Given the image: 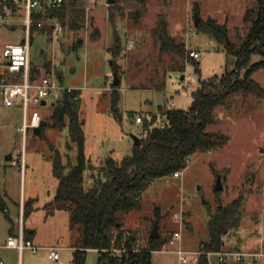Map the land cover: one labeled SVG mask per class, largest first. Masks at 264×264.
Instances as JSON below:
<instances>
[{
    "label": "rangeland",
    "instance_id": "1",
    "mask_svg": "<svg viewBox=\"0 0 264 264\" xmlns=\"http://www.w3.org/2000/svg\"><path fill=\"white\" fill-rule=\"evenodd\" d=\"M12 1L14 5L0 0V75L15 76L7 70L5 45L21 43L27 36L29 62L35 66L31 73L34 71L39 79L55 72L65 86L79 89L85 153L90 160L83 183L88 187L94 178L102 176L106 157L120 159L131 153L132 136L140 137L142 127L135 121L136 115L143 118L152 112L159 117L158 104L186 109L201 79L235 66L236 57L226 52L215 37L197 31L195 10L200 20L212 17L225 23L231 39L238 43L248 26L243 14L255 0H115L112 4L107 0H75L73 6L84 10L78 27L71 26L70 5L63 17L37 18L42 26H32L28 35L24 0ZM3 3L14 7L7 23L2 21ZM159 14L167 20L170 34L184 40L188 51H198L199 57L188 61L184 71H167L164 89L140 87L149 84L155 69L162 74L170 62L167 57L163 56L165 62L159 58L158 41L153 35ZM53 22L60 26L59 31H53ZM116 42L121 121L113 116L109 100L113 72L107 48ZM260 58L253 53L251 62ZM252 77L264 89V68L254 71ZM52 102L48 98L44 105H29L28 118L36 109L48 121ZM130 111L135 112L133 117ZM218 117L219 123L211 128L227 134V143L192 153L179 176L153 179L140 197V207L125 217L124 226L138 231L142 245H146L153 222L158 220L159 239L166 244L151 252L150 264H197L193 254L209 238L208 210L215 211L238 195H242L241 221L237 228L226 231L224 248L261 252L257 264H264V99L258 103L256 98L248 97L230 112L219 109ZM21 118V105L5 106L0 95V257L5 264H72L76 230L70 226L68 210L50 202L58 182L52 170L54 151L60 152L63 162L74 163L76 144L67 128L50 123L41 133L29 127L24 138L17 130ZM8 154L17 159L16 165L11 164ZM216 172L222 175L221 190L214 189ZM24 204L31 210L25 225L35 230L33 244L39 246L36 252L24 248L19 253L3 247L9 229L17 232ZM175 212H183V221L174 219ZM175 230H180L181 236L170 243L168 239ZM50 246L57 251L58 259L49 256ZM178 248L188 256L187 263L179 262ZM97 256L96 249H87L84 264H97Z\"/></svg>",
    "mask_w": 264,
    "mask_h": 264
},
{
    "label": "trees",
    "instance_id": "2",
    "mask_svg": "<svg viewBox=\"0 0 264 264\" xmlns=\"http://www.w3.org/2000/svg\"><path fill=\"white\" fill-rule=\"evenodd\" d=\"M9 1L14 5L12 0ZM74 1L59 8H49L44 15L63 17L72 5L71 26L78 27L84 10L73 6ZM195 12L198 13L197 10ZM243 21L248 25L246 33L242 41L236 43L231 39L225 23L212 17L199 19L197 31L215 37L226 52L236 57L235 66L219 75L201 79L192 91L188 108H169L158 104L159 117L152 112L144 115L140 142L133 143L131 153L120 159L106 157L101 166L102 176L94 178L91 186L85 187L83 183V174L90 160L85 153L79 89L64 90L56 98L58 101L53 105L46 125L50 123L59 129L67 128L68 136L77 148L74 163L63 162L60 152L54 151L52 170L58 182L50 202L68 210L70 226L76 230L72 264H84L86 251L90 248L98 252L97 264H150L151 252L163 246L165 241L159 239V234L156 238L148 236L146 245L140 243V248L136 250L138 231L124 226L126 215L140 207V197L153 179L182 171L188 164L189 156L196 151L216 149L227 143V134L211 128L219 123V109L230 112L246 102L248 97L256 98L258 103L264 99L263 87L252 77L254 71L264 68V0H255L246 8ZM168 26L167 20L159 14L153 35L158 41L159 58L165 62L163 56L167 57L170 62L162 74L155 69L149 77V84L140 87L164 89L167 71H184L186 63L195 60L189 55L185 41L172 36ZM75 45L79 46V43ZM107 50L111 55V70L119 78L120 65L114 59L119 54V45L116 42ZM253 53L261 58L251 62ZM119 87L120 82L117 85L112 82L109 100L113 116L121 121ZM129 114L133 117L135 112L130 111ZM158 122L163 126L159 127ZM42 129L43 125L34 128L36 133H41ZM241 207L242 195H238L215 211L208 210L209 238L200 243L199 250L224 248L226 231L240 224ZM30 211L24 204L23 217ZM24 232L26 237L31 236L28 229L24 228ZM207 261V255L201 254L197 264H206Z\"/></svg>",
    "mask_w": 264,
    "mask_h": 264
},
{
    "label": "built area",
    "instance_id": "3",
    "mask_svg": "<svg viewBox=\"0 0 264 264\" xmlns=\"http://www.w3.org/2000/svg\"><path fill=\"white\" fill-rule=\"evenodd\" d=\"M68 0H24L22 7L24 9V22L26 32L28 35L32 26H42V22L37 20L38 16H45V12L49 8H59L66 4ZM13 6L8 3L2 5V21L7 23L9 21V14L13 10ZM53 19L54 17H47ZM54 32L59 31L61 28L57 23L51 24ZM129 45H132L129 42ZM189 55L197 58L199 52L191 49ZM3 56L7 63V70L10 74L15 76L0 75V95L2 102L5 106L21 105L22 118L21 124L17 126L23 137L25 138L27 129L29 127L35 128L41 125L44 120L43 115L36 109L31 111L30 117L27 116V108L31 104H42V100L51 98L53 101L64 91H71L72 87L65 86L58 81L55 72H50L49 75H44L38 79L39 76L32 77L31 64L29 62V40L26 36L21 43H8L3 48ZM189 79L195 80V77ZM56 97V98H55ZM135 121L141 122L140 115L135 117ZM157 125L162 127V123L158 122ZM141 136L142 133H139ZM12 162L17 164V160L13 159ZM181 171H176L173 176H179ZM22 216L19 220L17 232L9 234L5 240L6 247L15 248L19 253L24 248L36 252L39 246L33 244V241L25 236ZM174 219L183 221V212L174 213ZM128 233V232H127ZM181 236L180 230H175L168 239L170 243H174ZM166 243L163 244V247ZM136 250L140 248V242L136 243ZM118 250V249H117ZM120 251V250H118ZM48 254L53 259H58L59 255L54 247L48 248ZM177 254L180 263H187L189 258L182 248L177 249ZM201 254H206L208 261L206 264H257V260L261 252L243 251L241 249L223 248L218 250H197L192 257V260L197 263ZM0 264H5L4 260L0 257Z\"/></svg>",
    "mask_w": 264,
    "mask_h": 264
},
{
    "label": "water",
    "instance_id": "4",
    "mask_svg": "<svg viewBox=\"0 0 264 264\" xmlns=\"http://www.w3.org/2000/svg\"><path fill=\"white\" fill-rule=\"evenodd\" d=\"M115 0H107V3L112 4L114 3ZM199 21V16L198 13L195 12L194 13V24L196 25ZM113 84H119L120 80L117 76L116 73H113V80H112ZM58 101V99H56L55 101L52 102V105H54L56 102ZM42 104H46V100H42L41 102ZM41 125H46V120H42ZM133 142L134 144H138L140 142V137L137 134H134L133 136ZM214 189L215 190H221L223 189V184H222V175L221 173H217L216 174V180H215V185H214ZM203 202H206V200L203 199ZM159 236V231H158V220L156 219L153 222V226L150 230V237L152 238H156Z\"/></svg>",
    "mask_w": 264,
    "mask_h": 264
},
{
    "label": "crops",
    "instance_id": "5",
    "mask_svg": "<svg viewBox=\"0 0 264 264\" xmlns=\"http://www.w3.org/2000/svg\"><path fill=\"white\" fill-rule=\"evenodd\" d=\"M8 44V43H7ZM31 67H32V69L34 70L35 68V66H33V65H31ZM33 74H34V71H33ZM18 126V125H17ZM7 158H9L10 159V162H11V164H13V165H16V164H14L13 162H12V160L13 159H16V158H12V155L11 154H8V156H7ZM17 160V159H16ZM29 216H30V213L24 218H22V222H23V227L25 228V229H28L29 230V233L31 234V236L29 237L32 241L34 240V232H35V230L33 229V228H31L30 226H27L26 227V225H25V220H26V218H29ZM14 231V229L11 227L10 229H9V234H12V233H15V232H13ZM8 234V235H9ZM3 247H5V248H7V249H12V247H6L4 244H3ZM15 249V248H14Z\"/></svg>",
    "mask_w": 264,
    "mask_h": 264
}]
</instances>
